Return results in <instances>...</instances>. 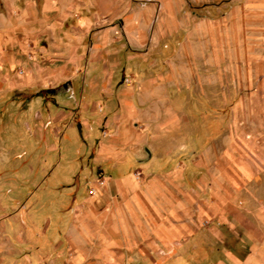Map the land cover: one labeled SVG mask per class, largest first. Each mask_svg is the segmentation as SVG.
Here are the masks:
<instances>
[{"label": "crops", "instance_id": "0c3cea01", "mask_svg": "<svg viewBox=\"0 0 264 264\" xmlns=\"http://www.w3.org/2000/svg\"><path fill=\"white\" fill-rule=\"evenodd\" d=\"M130 6L129 0H0V97L16 86L70 83L66 96L73 101L37 112V127L24 122V142L31 136L44 145L36 162L43 173L22 197L0 190V263L149 261L155 246L186 237L203 217L237 233L241 249L228 248V260L217 264H264L256 239L238 234L250 225L264 228V206L257 201L264 190L243 189L264 184V91L243 99L249 101L246 132L253 135L246 144L255 158L236 153L230 136L222 148L212 137L203 146L199 112L193 141L185 142V115L170 102L172 88L186 82L165 76L171 69L159 71L152 62L139 68L109 60L122 51L123 38L135 49L150 38L153 14L131 13ZM81 70L78 99L73 85ZM179 93L190 95L173 94ZM74 137L82 141L76 160L86 159L90 170L84 175L88 191L81 193L78 173L56 179V189L69 190L54 192L50 178ZM21 147L18 156L33 170ZM108 169L114 174L106 178ZM236 198L253 200L238 206Z\"/></svg>", "mask_w": 264, "mask_h": 264}, {"label": "rangeland", "instance_id": "374dc122", "mask_svg": "<svg viewBox=\"0 0 264 264\" xmlns=\"http://www.w3.org/2000/svg\"><path fill=\"white\" fill-rule=\"evenodd\" d=\"M129 1L131 13L153 14L146 29L150 38L146 46L136 49L123 38L122 51L109 60L118 58L127 65L138 64L139 68H145L147 62H152L153 67L159 71L169 67L170 73L165 76L186 82L184 87H171L173 90L170 102L171 108L175 106L185 115L188 132L181 134L183 140L193 141L191 130L194 122L197 125V119L193 116L195 112H199L203 146L211 137L217 141L219 148L231 139L236 153L239 155L245 153L247 157L255 158L256 150H248L246 144L253 142V135L251 132H246L249 101L245 105L243 99H249L257 89L264 91L262 82L264 80V0ZM151 8L154 10L151 11ZM179 49L182 52L179 53ZM128 56L135 58L130 60ZM137 57H142L143 60L136 61ZM113 61L112 63H116ZM17 72L18 70L15 72L16 77H18ZM79 77L73 85V92L77 94L78 99L83 89L82 70ZM71 88L72 85L69 86L68 91H64L63 83L54 86L49 84L33 87L16 86L10 89L9 95L0 97V190L10 189L11 196L19 198L26 194L28 189H32L33 184L41 181L42 165L39 167L36 162L38 156L44 153V145L37 143L31 136L24 142L26 137L24 122L28 119L32 127H37L40 122L36 117L37 112H43L49 107L55 110L57 101L58 105H61L62 101L73 102L66 96L71 94ZM179 89L190 95L183 98L179 93L174 96L175 90ZM76 132L79 135V129H76ZM227 136H230V139L228 137L227 140ZM70 143L66 149L67 155L60 163L62 166L57 168L59 173L56 175L53 173L50 178L51 190L61 193L68 191L69 186L56 189L57 186L59 187V181L56 179L62 176L70 180L71 177L82 173L81 193L86 194L88 185L84 175L90 170L87 168L86 159L76 160V151L82 145V141L74 137ZM21 144L26 145L25 156L29 161H33V170L18 156L19 151L23 149ZM7 150L9 152L5 158L4 151ZM59 153L60 150L54 154L55 159ZM82 165H84L83 170H81ZM106 172L104 175L106 178L114 174L109 169ZM72 182L67 181L65 184ZM16 185L20 188H16ZM246 188H253L255 191L264 190V184L259 183L243 189ZM66 199L67 195L64 201ZM251 200L253 199L236 198L238 206H250ZM257 201L262 202L261 207L264 206V198H259ZM38 209L37 207L36 210ZM62 213L61 211L56 215L59 217ZM215 224L218 223L202 217L200 225H196L186 237L174 240L169 246H155L153 252H150L152 260L119 264H217L220 260L226 261L228 248L241 249L236 245L237 233L219 229V225ZM248 227L246 231H238V234L256 239L254 249L264 250V246H259L264 239L263 225Z\"/></svg>", "mask_w": 264, "mask_h": 264}, {"label": "water", "instance_id": "95a60500", "mask_svg": "<svg viewBox=\"0 0 264 264\" xmlns=\"http://www.w3.org/2000/svg\"><path fill=\"white\" fill-rule=\"evenodd\" d=\"M69 86H70V83H65V84L63 85V90H64V91H68V90H69Z\"/></svg>", "mask_w": 264, "mask_h": 264}, {"label": "built area", "instance_id": "2783aa9c", "mask_svg": "<svg viewBox=\"0 0 264 264\" xmlns=\"http://www.w3.org/2000/svg\"><path fill=\"white\" fill-rule=\"evenodd\" d=\"M92 192H94V190H92Z\"/></svg>", "mask_w": 264, "mask_h": 264}, {"label": "trees", "instance_id": "16d2710c", "mask_svg": "<svg viewBox=\"0 0 264 264\" xmlns=\"http://www.w3.org/2000/svg\"><path fill=\"white\" fill-rule=\"evenodd\" d=\"M42 96V94H40Z\"/></svg>", "mask_w": 264, "mask_h": 264}]
</instances>
